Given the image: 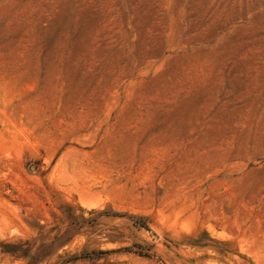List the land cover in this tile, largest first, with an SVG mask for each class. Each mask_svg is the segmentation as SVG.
Returning <instances> with one entry per match:
<instances>
[{
  "label": "rangeland",
  "instance_id": "obj_1",
  "mask_svg": "<svg viewBox=\"0 0 264 264\" xmlns=\"http://www.w3.org/2000/svg\"><path fill=\"white\" fill-rule=\"evenodd\" d=\"M0 264H264V0H0Z\"/></svg>",
  "mask_w": 264,
  "mask_h": 264
}]
</instances>
